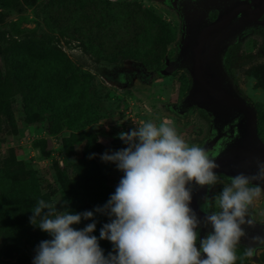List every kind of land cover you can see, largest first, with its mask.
I'll return each instance as SVG.
<instances>
[{
  "label": "rangeland",
  "instance_id": "obj_1",
  "mask_svg": "<svg viewBox=\"0 0 264 264\" xmlns=\"http://www.w3.org/2000/svg\"><path fill=\"white\" fill-rule=\"evenodd\" d=\"M42 4L45 11L38 17ZM181 31L170 0H0L1 48L14 38L42 33L56 37L45 48L21 44L11 53L14 76L33 83L31 96L40 108L28 109L23 91L9 100L6 113L0 110V169L8 170L4 166L13 154L35 172L40 191L50 195L59 212L82 213L91 207L85 198L87 187L107 200L124 175L115 163L100 158L127 147L119 133L138 127L140 121L159 125L167 119L190 145L200 144L207 130L206 114L197 107L176 109L189 91V74L181 69L157 73L176 54ZM261 50L256 36L245 37L232 65L240 91L264 124ZM4 71L0 51V79ZM58 99H63L61 107ZM88 108L90 123L81 125L79 109ZM63 116L77 122V142H63L70 132L62 124ZM112 140H120L118 148L111 147ZM224 186H217L214 197ZM250 208L257 219H264V192ZM90 222L82 220L73 227L83 229ZM1 240L0 258L13 263ZM27 248L28 264H33L36 253ZM238 258L239 264H264V251L255 262L246 255Z\"/></svg>",
  "mask_w": 264,
  "mask_h": 264
},
{
  "label": "clouds",
  "instance_id": "obj_2",
  "mask_svg": "<svg viewBox=\"0 0 264 264\" xmlns=\"http://www.w3.org/2000/svg\"><path fill=\"white\" fill-rule=\"evenodd\" d=\"M137 125L118 135L126 148L100 157L124 173L108 202L95 209L112 218L99 239L111 241L114 252L105 256L93 235L95 222L79 230L73 227L94 220L93 211L59 212L55 203L40 199L30 223L52 239L40 242L33 264H235L236 247L246 236L243 226L254 227V221L246 219L249 206L264 192V162L257 160L251 175L231 177L230 185L214 197L220 210H204L203 225H211L212 231L197 247L202 222L190 207L193 183L215 186L220 165L204 148L190 145L167 119L159 125ZM203 199L205 208L209 198ZM254 253V248L245 250L247 257Z\"/></svg>",
  "mask_w": 264,
  "mask_h": 264
},
{
  "label": "flooded vegetation",
  "instance_id": "obj_3",
  "mask_svg": "<svg viewBox=\"0 0 264 264\" xmlns=\"http://www.w3.org/2000/svg\"><path fill=\"white\" fill-rule=\"evenodd\" d=\"M171 6L176 9L181 20V38L176 54L165 60L158 74L172 73L177 70H185L190 76L193 69V50L205 32H208L205 40V72L212 74L214 84L225 90L230 95L245 101L256 111L247 97L240 91L234 77L232 61L237 54L242 40L245 37L256 36L264 54V0H170ZM223 20L221 27L212 30L209 27L216 21ZM165 66V69L163 68ZM188 93V92H187ZM208 118L207 130L202 141L197 146L206 150L209 157L220 165L215 171L218 173L219 182L212 187L201 188L193 183V200L190 207L201 220V226L197 229L199 241L212 231L211 225L205 227L203 221L206 212H216L220 209L214 204V193L220 184L230 185L231 177L241 172L251 175L257 171L256 161L264 162V124L260 123L256 111L255 128L261 146L256 145L248 137L250 124L248 114L238 107L223 104L224 112L213 114L199 106ZM178 109V105L176 106ZM250 143L252 145L250 146ZM263 144V145H262ZM250 148V149H249ZM250 153L246 154V151ZM252 186V185H250ZM264 187V184L261 185ZM205 196L209 198L207 207L204 208ZM205 210V211H204ZM246 219L254 221V227L244 225L246 236L241 238L236 247L237 260L239 254L244 256L249 247L255 249V253L249 259L257 261L259 254L264 251V219H257L249 206Z\"/></svg>",
  "mask_w": 264,
  "mask_h": 264
},
{
  "label": "trees",
  "instance_id": "obj_4",
  "mask_svg": "<svg viewBox=\"0 0 264 264\" xmlns=\"http://www.w3.org/2000/svg\"><path fill=\"white\" fill-rule=\"evenodd\" d=\"M44 6L45 4H42L38 10H36V15L38 17L43 16L45 11ZM55 38L54 35L46 33L34 34L25 39H11L8 41L7 45L2 48L0 47L5 61V71L2 79H0V110L2 109L3 113L7 112L9 100L23 91L26 93L24 100L26 107L28 109L39 110V104L34 100V97L31 96L34 89L33 83H26V81L20 80L14 76L16 71L12 67L11 53L21 44H34L37 47L45 48L50 45ZM81 46L86 50L84 43H82ZM62 103L63 99H58V106L61 107ZM79 111L81 114L77 119L80 124L90 123V109H79ZM57 112L62 113L63 110L59 108ZM62 124L70 131L69 135L63 137V142L66 145L69 140L77 142L73 133L77 122L72 120L70 116H63ZM119 143H121L120 140H112L111 147L116 149L119 147ZM36 146L40 148L42 154L45 156L41 146ZM7 162L8 164H5L4 167L8 170L5 171L0 169V238H2L1 243L5 247V254L13 258L14 262L10 263L8 261H3L0 258V264H28L29 250L27 245L31 246L36 253V249L41 241L52 239L49 233L42 231L30 223V217L33 215L32 209L40 199L51 203L52 200L50 195L40 191L34 171L25 169L22 161L16 160L13 154L8 156ZM109 191L111 194L107 200L97 198V196L90 191V186L87 187L85 192L88 206H91L90 211L94 212V220L90 222L96 223V230L93 234L98 238L100 247L103 249L105 255L114 252V245L109 240L99 239L100 230L103 228L104 224L110 223L112 218L101 213H95V209L97 207H103L116 190L110 189ZM77 206L83 208L81 204ZM1 246L0 244V255L2 254ZM236 264H239V260Z\"/></svg>",
  "mask_w": 264,
  "mask_h": 264
},
{
  "label": "water",
  "instance_id": "obj_5",
  "mask_svg": "<svg viewBox=\"0 0 264 264\" xmlns=\"http://www.w3.org/2000/svg\"><path fill=\"white\" fill-rule=\"evenodd\" d=\"M222 24L223 20H216L209 28L212 30H216L217 28L221 27ZM207 35L208 32H205L200 36L193 50V69L191 70L192 85L188 93L178 104V109L184 111L189 107L195 105L202 107L213 114H219L225 111L223 108V104L225 103L231 106L238 107L246 114H248V120L250 124L248 137L252 139V142L254 141L256 145L261 146V141L257 136L255 128L256 111L254 110V108L248 105L245 101H242L241 98L238 99L215 85L213 82L214 78H212V74L205 72V68L203 67L205 66L206 52L204 44ZM163 68L165 69V66ZM251 145L252 143H250V146ZM249 151L250 150H247L246 154L250 153Z\"/></svg>",
  "mask_w": 264,
  "mask_h": 264
}]
</instances>
